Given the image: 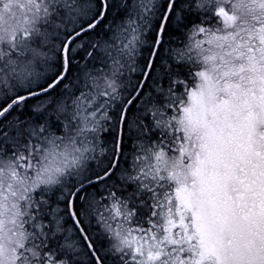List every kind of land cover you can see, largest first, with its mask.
Instances as JSON below:
<instances>
[{"label":"snow or ice","instance_id":"obj_1","mask_svg":"<svg viewBox=\"0 0 264 264\" xmlns=\"http://www.w3.org/2000/svg\"><path fill=\"white\" fill-rule=\"evenodd\" d=\"M0 264H264V0H0Z\"/></svg>","mask_w":264,"mask_h":264}]
</instances>
